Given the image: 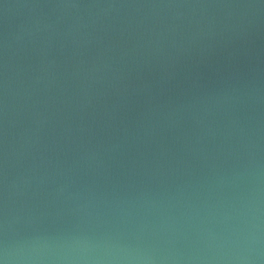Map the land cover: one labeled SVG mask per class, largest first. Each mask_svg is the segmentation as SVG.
Returning <instances> with one entry per match:
<instances>
[{
    "label": "water",
    "instance_id": "obj_1",
    "mask_svg": "<svg viewBox=\"0 0 264 264\" xmlns=\"http://www.w3.org/2000/svg\"><path fill=\"white\" fill-rule=\"evenodd\" d=\"M0 264H264V0H0Z\"/></svg>",
    "mask_w": 264,
    "mask_h": 264
}]
</instances>
